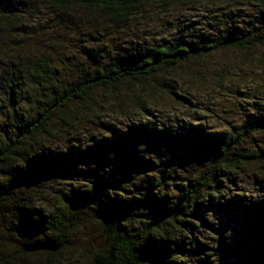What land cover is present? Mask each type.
<instances>
[{
	"label": "trees",
	"instance_id": "trees-1",
	"mask_svg": "<svg viewBox=\"0 0 264 264\" xmlns=\"http://www.w3.org/2000/svg\"><path fill=\"white\" fill-rule=\"evenodd\" d=\"M232 1L240 7L192 21L201 39L139 46L114 59L111 45L85 42L57 63L44 43L25 40L33 2L119 24L169 0H0V264H20L3 251L6 237L21 257L56 264L75 232L90 224L102 228L107 242L89 246L83 264H264V82L262 95L243 100L256 110L252 119L216 130L190 122L179 131L142 103L141 91L149 88L191 103L166 70L217 53L264 50V0ZM256 2L259 10H246ZM63 16L57 14L59 24L48 32L58 33L60 25L56 44L77 43L92 26L82 23L75 34ZM124 84L132 86L127 96L118 92ZM106 91L112 99L99 100ZM111 107L144 114L118 128L101 118ZM78 129L88 140H73ZM252 165L257 172L248 171ZM231 221L237 237L229 236ZM46 240L60 248L24 252L19 246Z\"/></svg>",
	"mask_w": 264,
	"mask_h": 264
},
{
	"label": "rangeland",
	"instance_id": "rangeland-1",
	"mask_svg": "<svg viewBox=\"0 0 264 264\" xmlns=\"http://www.w3.org/2000/svg\"><path fill=\"white\" fill-rule=\"evenodd\" d=\"M222 7L225 8L222 10ZM236 7L239 8L240 5L232 0H198L194 2L169 0V6L167 7L153 3L151 6L146 7L141 14L135 15L126 23L117 24L106 20L100 14L91 16L87 11L82 9L72 8V11L66 14L44 4H35L33 2L30 5L29 15L24 18L26 20L25 23L28 25L26 31L29 34L25 33L24 35H28L25 40L31 44L44 43L46 46H41L51 53L52 59L56 62L70 58L83 44L87 46L88 44L86 43L92 42H103L111 45L108 57L114 59L119 57V55L132 54L139 46L150 48L158 43L165 42L167 44L170 40L175 39H201L202 30L194 29L193 26L195 25L192 22L197 18V15L202 16L210 13L220 15L229 8L235 10ZM260 7L262 6L256 2V6H246L245 8L248 11H255L256 9L259 10ZM57 14L64 15V18L68 17L66 18L67 23L71 22L75 24V34L82 33L81 31L85 27L81 26L82 23L92 26L88 30L84 29L85 34L82 36L85 37L80 38L78 36L80 38L79 42L75 43L73 41L71 45L70 41L68 42L67 38L63 37L64 39L61 41L63 44H56L57 42L53 39L56 32L53 34L54 30L51 28V25L58 23ZM59 26L58 31L61 32ZM51 29L53 32L48 34ZM33 30L39 33L35 35L33 34ZM59 32L56 34H59ZM54 37H57V35ZM21 49L23 50L24 48ZM166 72V76L169 74L168 78L177 81L174 84L176 85V91L186 96L191 103L187 104L177 101V99H171L152 88L148 90L142 89L143 106L148 109L147 111L152 117L162 123L176 122L175 128L179 131L182 130L183 126H188L190 122H194V126L200 130H216L225 127L223 125L226 123L233 125L239 122H246L254 116L252 111L256 112V110L252 107L253 104L248 107V104L244 103L243 100L245 97L262 95L263 86L261 83L264 82V50L254 53L232 51L217 53L204 60L190 62L184 64L183 67L166 70ZM217 73L225 75L227 78L223 82H218ZM239 77H243L245 80L238 79ZM198 80L200 83L197 82ZM232 83H237L238 86L235 87ZM131 89V85L124 84L119 87L118 92L127 96L126 94ZM109 95L107 91L106 93L98 92L97 98L102 101H109L113 97ZM126 103L132 104V101H128L127 98ZM132 112L133 114L124 115L117 108L111 107L105 109V113L101 118L104 124L115 125L121 128L123 124L138 121V118L144 114L137 107ZM75 136L73 138L74 141H85L89 138L88 134L84 133L82 129H78L75 132ZM258 169L257 165H252L248 171L257 172ZM243 185L247 189L251 187L249 184ZM215 215L213 219L216 217L221 218L220 215L223 214L221 212ZM226 217H229L227 213L224 214L225 221ZM230 219L231 217L228 220L230 221ZM226 228L231 237H237L240 232L233 221ZM207 234H204L202 237ZM203 239L206 242H211L209 235ZM71 241L70 248L56 258L59 264H83L86 254L85 250L89 246L96 248V246H101L107 242L106 237L102 235V228L96 224L85 225L83 228L77 230L74 236H72ZM4 243L5 245L2 246L3 251L9 256L18 257L20 264L46 263L42 257H21L14 245V240H10L9 237L5 238ZM220 258L217 257V260L219 261Z\"/></svg>",
	"mask_w": 264,
	"mask_h": 264
},
{
	"label": "water",
	"instance_id": "water-1",
	"mask_svg": "<svg viewBox=\"0 0 264 264\" xmlns=\"http://www.w3.org/2000/svg\"><path fill=\"white\" fill-rule=\"evenodd\" d=\"M19 246L24 252H34V251L56 252L60 248V243L57 241L46 240L40 242L19 243Z\"/></svg>",
	"mask_w": 264,
	"mask_h": 264
}]
</instances>
